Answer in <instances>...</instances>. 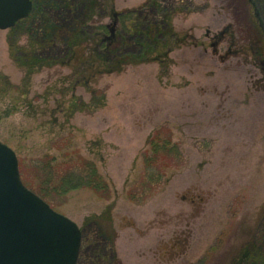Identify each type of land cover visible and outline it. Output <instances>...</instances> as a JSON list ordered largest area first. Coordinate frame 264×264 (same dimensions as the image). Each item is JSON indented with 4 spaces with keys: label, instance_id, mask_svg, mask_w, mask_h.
Returning <instances> with one entry per match:
<instances>
[{
    "label": "rangeland",
    "instance_id": "1",
    "mask_svg": "<svg viewBox=\"0 0 264 264\" xmlns=\"http://www.w3.org/2000/svg\"><path fill=\"white\" fill-rule=\"evenodd\" d=\"M32 1L39 10L44 1L42 23L61 31L78 19L90 30L109 27L102 38H110L121 26L113 14L141 9L144 31L173 34L171 64L92 74L85 86L63 48L67 36L42 49L39 15L0 31V142L15 153L23 185L38 195L42 178L83 158L109 186L103 199L88 189L60 196L57 182L49 185L53 200L44 202L83 232L80 264L92 255L93 264H232L264 237V0H114L113 14L111 0H94V9L90 0ZM126 39L127 53L142 52L144 37ZM27 61L59 65L36 70L29 94L5 96L6 82L23 85ZM72 95L85 106L71 110ZM160 130L183 160L143 189L148 143Z\"/></svg>",
    "mask_w": 264,
    "mask_h": 264
},
{
    "label": "trees",
    "instance_id": "2",
    "mask_svg": "<svg viewBox=\"0 0 264 264\" xmlns=\"http://www.w3.org/2000/svg\"><path fill=\"white\" fill-rule=\"evenodd\" d=\"M90 1L93 2V7L90 8L94 9L97 1ZM113 1L114 0H111L109 7H105L108 12H111L112 14L114 12ZM43 3L44 1L40 3V10L37 3H35L33 16H31V18L27 21L19 23L15 29L17 30L19 27L29 25L31 20L36 18V14L39 15V18H37L39 22L43 24ZM140 14L141 9L116 14L118 16V20L121 22V26L118 29L115 38L110 43L105 42V38H102V36L105 37V34H107L109 27L100 26V28L98 27L99 29L96 27L95 29L90 30V27H87V25L82 22L83 20L79 21L77 19L75 20L74 26L61 31L58 28L53 27L51 22L45 21L46 23L43 24L44 26L42 29L43 33L47 34V41L41 43L42 49H49L51 46L49 45V42L54 35H60V32H62L64 35L63 37L67 36V39L63 44V48H67L68 51L72 53V59L69 61L72 62L78 59L82 75L86 78L85 86H89L90 82H92L90 79L92 74H119L124 71L126 66H140L153 62L160 63L161 65H163V62L171 64L169 61L170 49H168L169 45H167V43L173 34H169L170 31L164 34L162 27H154L148 32L144 31L143 29L145 26L142 24L143 18ZM113 15L115 18V14ZM35 21L36 19L33 23ZM127 23H130L131 27H129ZM41 27L42 26H40L39 29H41ZM35 32H37L36 28ZM137 35L144 37L143 43L140 41L137 42V46L140 48V52H142L139 54L127 53L126 46L128 44V40L126 37H135ZM159 36L164 37V39L159 40ZM129 46L130 44H128V47ZM77 51L80 52L81 55H78L76 53ZM23 53L27 52L24 50ZM56 65H59V63H52L48 61L40 65V63H37L36 61L34 63H29V61H27V63H23L26 70L28 69L23 85L16 87L11 85L9 82H6V84H4L5 90H2L1 92L5 96L9 95L13 91L29 94L28 89L31 87V77L35 74V71L43 68H52ZM92 93L94 94V92ZM72 98L73 101L76 102L72 103L71 110L75 111L76 109H80L82 106H85L84 103L79 100L80 98L76 99L74 95H72ZM103 101L104 98L101 95H98V93L94 94V105H96V103L101 105ZM148 144L150 151L147 152L144 157L147 177L145 178V187H143V189H150V187L153 188L155 185L160 184L164 179V168L171 166V164H174L175 161L183 160L182 152L180 151L178 145L172 142L171 135L167 130H160L156 132L154 136L151 137ZM43 161L46 160H42L41 163H44ZM76 161V164L68 168L65 173L56 176L57 174H54V171H52V175L42 178L40 189L38 190L39 193L37 194L50 204V200H53V197H51L52 192H50L49 185L56 181L57 186L54 188V191L58 192L60 196H65L72 191L88 189L100 198L109 199V186L99 174L95 164L83 158H78ZM156 161H158L159 167H156ZM145 196L146 195L141 196L140 199L142 200ZM131 198L136 199V195L132 194ZM244 247L245 248L240 251L232 264H264L263 236L245 244ZM90 258L94 260L95 257Z\"/></svg>",
    "mask_w": 264,
    "mask_h": 264
},
{
    "label": "water",
    "instance_id": "3",
    "mask_svg": "<svg viewBox=\"0 0 264 264\" xmlns=\"http://www.w3.org/2000/svg\"><path fill=\"white\" fill-rule=\"evenodd\" d=\"M33 10L31 0H0V31ZM78 226L23 185L15 153L0 143V264H76Z\"/></svg>",
    "mask_w": 264,
    "mask_h": 264
},
{
    "label": "flooded vegetation",
    "instance_id": "4",
    "mask_svg": "<svg viewBox=\"0 0 264 264\" xmlns=\"http://www.w3.org/2000/svg\"><path fill=\"white\" fill-rule=\"evenodd\" d=\"M262 44V43H261ZM259 54L261 55L262 53H261V48H260V46H259Z\"/></svg>",
    "mask_w": 264,
    "mask_h": 264
}]
</instances>
